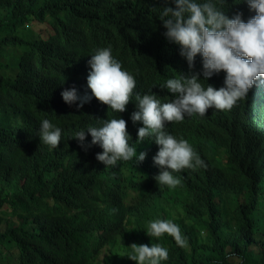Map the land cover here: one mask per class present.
<instances>
[{
	"label": "trees",
	"instance_id": "obj_1",
	"mask_svg": "<svg viewBox=\"0 0 264 264\" xmlns=\"http://www.w3.org/2000/svg\"><path fill=\"white\" fill-rule=\"evenodd\" d=\"M213 2L229 18L247 4ZM166 6L175 7L165 0H0V264H136L128 258L133 243L167 248L161 264H264V77L230 111L165 125L207 165L174 173L176 188L157 184L154 137L136 143L143 126L131 120L137 93L171 102L161 86L183 74H199L205 88L224 86V72L203 80L201 56L190 68L165 37ZM108 47L136 80L126 111L94 96L82 108L66 104L65 89L92 95L88 61ZM114 118L127 121L129 144L137 157L147 154L143 162L106 167L96 159L103 149L87 130ZM44 119L61 129L58 148L40 140ZM80 131L87 150L74 138ZM155 219L178 224L187 246L147 235Z\"/></svg>",
	"mask_w": 264,
	"mask_h": 264
},
{
	"label": "clouds",
	"instance_id": "obj_2",
	"mask_svg": "<svg viewBox=\"0 0 264 264\" xmlns=\"http://www.w3.org/2000/svg\"><path fill=\"white\" fill-rule=\"evenodd\" d=\"M175 7L166 6L160 15L166 32L165 37L178 44L180 55L185 57L190 68L194 67L197 55L202 58L203 80L224 72V86L216 89L200 82L199 74L180 75L167 79L161 86L175 96L171 102L161 103L155 94L135 95L136 111L131 114L133 124L142 123L137 132L136 143L154 137L159 150L153 157L160 168L155 177L157 184L174 189L181 179L174 175L184 169L195 170L206 167L205 162L186 139H177L167 133L166 124L182 122L185 116L198 114L203 117L209 109L230 111L238 101L246 100L250 90L264 77V0H246L241 12L229 18L217 7L213 0L199 3L197 0H165ZM234 3V2H233ZM236 4V3H234ZM230 5L233 6L232 3ZM91 71L87 77V87L91 96H78L75 88L61 92L63 101L72 105L79 101L78 108L95 99L117 113L126 111L132 101L136 80L123 68L122 63L112 55L110 47L96 50L88 61ZM93 145L103 149L96 159L106 167L117 165L118 161H129L137 157V149L129 144L131 139L127 121L123 118L105 120L102 127L87 130ZM40 140L58 148L61 142V129L48 119L41 122ZM84 145L85 131L77 132L75 137ZM145 152H140L137 161L143 162ZM147 235L160 238L167 234L180 247L187 246L178 224L172 220L155 219L147 227ZM129 259L136 264H161L169 256L167 248L159 243L130 246Z\"/></svg>",
	"mask_w": 264,
	"mask_h": 264
},
{
	"label": "bare ground",
	"instance_id": "obj_3",
	"mask_svg": "<svg viewBox=\"0 0 264 264\" xmlns=\"http://www.w3.org/2000/svg\"><path fill=\"white\" fill-rule=\"evenodd\" d=\"M246 102V101H245Z\"/></svg>",
	"mask_w": 264,
	"mask_h": 264
}]
</instances>
